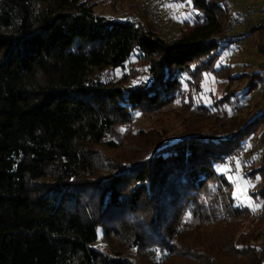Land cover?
<instances>
[{"label":"trees","instance_id":"obj_1","mask_svg":"<svg viewBox=\"0 0 264 264\" xmlns=\"http://www.w3.org/2000/svg\"><path fill=\"white\" fill-rule=\"evenodd\" d=\"M180 1L193 20L168 40L95 0H0V264H264V152L242 158L252 137L264 151V108L218 128L195 103L209 77L222 103L264 82L221 62L251 36L264 54V22L228 34V0ZM178 103L196 116L177 134L134 129ZM239 157L258 208L217 170Z\"/></svg>","mask_w":264,"mask_h":264},{"label":"rangeland","instance_id":"obj_2","mask_svg":"<svg viewBox=\"0 0 264 264\" xmlns=\"http://www.w3.org/2000/svg\"><path fill=\"white\" fill-rule=\"evenodd\" d=\"M98 3L97 10L106 14L108 17H125L130 14H146L149 20L156 22L157 27L160 30L161 35L168 40H172L180 27L184 26L185 21H192L193 14L190 11L191 4H186L180 0H95ZM233 8L234 17L227 23L228 34H236L242 30H245L248 26L233 28V21L240 16L243 8L247 3L254 4L259 14H263L264 0H228ZM250 26V25H249ZM255 36L249 37L247 40H238L232 44L229 48L223 51L221 62L230 65L233 74H239L243 71L245 66H248V71L253 73L262 68L264 65V54L260 52L259 48L254 43ZM137 59L135 54L127 63L126 70L130 63ZM261 68V69H260ZM122 69L108 70V77H118L122 74ZM209 81L203 83V89L206 93L199 96L195 103L199 101L208 105H214V112L221 118L216 119L215 126L222 125L226 122L228 124L230 120L228 117L235 112L234 106H238L241 111V115L251 114L252 118L258 110L264 108V82H260L257 88L250 94H245V84L242 81L233 84V88H237V95L229 102L222 103L225 89V81H216L213 77L208 78ZM189 97H185V101L188 102ZM191 107L183 106L178 103L174 106L167 107L164 111L155 114L140 115L134 123V129L138 128H151L153 126L164 128L168 134H177L184 128L183 119L195 117L196 114L191 112ZM214 119V118H213ZM213 121H211L212 123ZM218 128L220 126H217ZM263 144L257 139L252 137L246 143L245 152L242 153V158L254 157L259 161ZM106 152V150H104ZM242 158H236L232 161H228L217 167L218 172L224 173L229 181L232 183V195L236 200L244 206L252 209L258 208L256 198L253 192L257 189V180L249 175L245 174L244 164ZM182 261L176 260L164 264H181Z\"/></svg>","mask_w":264,"mask_h":264},{"label":"built area","instance_id":"obj_3","mask_svg":"<svg viewBox=\"0 0 264 264\" xmlns=\"http://www.w3.org/2000/svg\"><path fill=\"white\" fill-rule=\"evenodd\" d=\"M264 22V11L263 14H259L254 4L247 3L243 8L242 13L238 16L232 24L233 28L245 27L249 25H261ZM264 76V68L262 73Z\"/></svg>","mask_w":264,"mask_h":264}]
</instances>
